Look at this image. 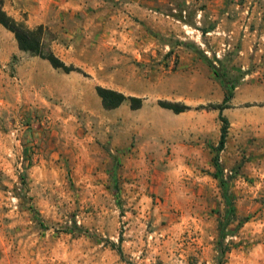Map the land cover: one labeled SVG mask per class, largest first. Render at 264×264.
Returning <instances> with one entry per match:
<instances>
[{"label":"rangeland","instance_id":"1","mask_svg":"<svg viewBox=\"0 0 264 264\" xmlns=\"http://www.w3.org/2000/svg\"><path fill=\"white\" fill-rule=\"evenodd\" d=\"M0 3L75 69L0 25V264H264V0Z\"/></svg>","mask_w":264,"mask_h":264},{"label":"trees","instance_id":"2","mask_svg":"<svg viewBox=\"0 0 264 264\" xmlns=\"http://www.w3.org/2000/svg\"><path fill=\"white\" fill-rule=\"evenodd\" d=\"M0 25L14 35L21 51L29 53L33 57H39L48 61L55 70H60L67 74L75 70L73 66H68L49 48L46 42V28L43 25L36 28H29L25 22L18 21L14 17L10 16L4 10L2 3H0ZM232 89V86L227 87L228 95L225 98L223 105L217 107L220 110V118L223 122L222 134L217 148L218 153L224 149L227 142L229 122L228 119L222 115V112L229 107L228 102L232 99ZM96 91L102 101L103 107L107 110L119 108L125 102H129L131 108L133 109H140L143 106V100L141 98L127 97L123 93L116 90L97 87ZM160 104L167 109L173 110L175 113H181L188 109L186 106L179 107L169 103ZM216 162L218 166V155L216 157ZM221 185L224 189V197L229 210L228 214L229 216H233L234 211L232 201L227 195V187L223 178L221 179ZM227 223L221 225V232L225 229Z\"/></svg>","mask_w":264,"mask_h":264},{"label":"crops","instance_id":"3","mask_svg":"<svg viewBox=\"0 0 264 264\" xmlns=\"http://www.w3.org/2000/svg\"><path fill=\"white\" fill-rule=\"evenodd\" d=\"M79 3L80 2L74 3V2H68V1H53V2L51 1L50 3L45 2L40 5V10L42 11L45 7L49 8L50 6H52V4H54L55 7L59 6V9L61 10H69V9L77 10L80 7ZM29 17L31 18V15ZM42 17L43 16L40 15V18ZM42 23H43V20H40L39 24H42Z\"/></svg>","mask_w":264,"mask_h":264}]
</instances>
